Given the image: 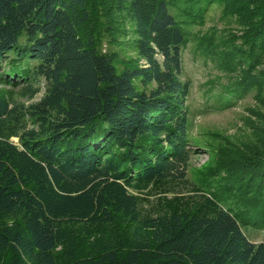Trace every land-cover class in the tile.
<instances>
[{"label": "trees", "instance_id": "1", "mask_svg": "<svg viewBox=\"0 0 264 264\" xmlns=\"http://www.w3.org/2000/svg\"><path fill=\"white\" fill-rule=\"evenodd\" d=\"M214 6L237 28L194 35ZM195 37L232 75L226 104H257L190 181ZM248 228L264 230V0H0V264H264Z\"/></svg>", "mask_w": 264, "mask_h": 264}, {"label": "rangeland", "instance_id": "2", "mask_svg": "<svg viewBox=\"0 0 264 264\" xmlns=\"http://www.w3.org/2000/svg\"><path fill=\"white\" fill-rule=\"evenodd\" d=\"M237 28L233 20L222 16L220 6L212 7L206 15L204 25L192 27L193 34L198 36L204 33L217 31V38L229 36V32ZM199 38L195 37L183 51V74L182 79L189 83L187 107L191 123V133L200 139L203 146L191 145L192 156L188 168L187 177L195 181L199 170L209 159L210 146L223 141L219 135H227L235 139H245L250 135L251 123L255 121V115L250 111L256 106L255 93H247L242 98H233L227 105V89L233 81L232 75L223 70L218 61L207 56L198 48ZM43 93L35 99L39 100ZM157 197L150 198L149 206L156 203ZM246 234L254 242L264 241V230L248 228Z\"/></svg>", "mask_w": 264, "mask_h": 264}]
</instances>
